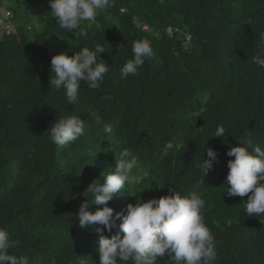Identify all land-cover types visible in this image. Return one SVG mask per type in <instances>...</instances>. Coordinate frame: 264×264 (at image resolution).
I'll return each instance as SVG.
<instances>
[{
    "label": "trees",
    "instance_id": "obj_1",
    "mask_svg": "<svg viewBox=\"0 0 264 264\" xmlns=\"http://www.w3.org/2000/svg\"><path fill=\"white\" fill-rule=\"evenodd\" d=\"M43 1L0 0V229L16 242L9 253L29 264H99V237L81 229L76 215L91 200L89 185L103 182L129 149L133 174L149 178L115 194L107 205L114 215L137 198L195 190L206 202L215 264H264V216L247 217V197L223 194L230 148L264 149V68L252 59L264 33V0H110L94 22H81L86 35L78 39L35 10ZM141 39L155 58L122 80L120 68ZM97 45L110 48L98 57L109 71L98 90L82 82L79 102L70 105L50 87L51 59ZM93 110L111 133L95 125ZM70 115L85 122L84 134L57 146L50 127ZM219 126L224 137H214ZM169 142L174 151L161 158ZM207 148L218 163L203 177L198 165Z\"/></svg>",
    "mask_w": 264,
    "mask_h": 264
},
{
    "label": "clouds",
    "instance_id": "obj_2",
    "mask_svg": "<svg viewBox=\"0 0 264 264\" xmlns=\"http://www.w3.org/2000/svg\"><path fill=\"white\" fill-rule=\"evenodd\" d=\"M49 7L59 27L74 33L78 39L86 35L81 22H94L99 12L110 7V0H49ZM257 48L253 62L264 68V33L259 36ZM106 51L110 52V48L97 45L94 50L82 47L72 56L55 55L51 59L50 87L63 90L68 104H77L82 82L92 90L101 87L109 68L103 61L98 62V57ZM132 54L133 58L120 68L122 80L137 75L146 60L155 58L150 43L144 39L133 42ZM89 115L96 126H102L104 133L112 132L111 126L96 111H90ZM84 127L85 122L80 117L67 116L51 125L50 140L57 146H67L84 134ZM225 133L224 127L219 126L214 137H224ZM170 151H174L171 142L165 144L161 158L167 157ZM206 153L208 158L198 165L203 177L218 163L214 149L207 148ZM226 155L234 159L227 163L229 171L223 194L247 197L241 203L247 217L264 216V149L255 146L250 151L248 146H237L231 147ZM134 166L131 150H122L103 182L95 180L89 185L86 191L91 194V200L82 203L76 215L81 229L91 227L99 237L96 241L99 264H157L158 259L165 257L170 264H215V237L204 221L202 210L206 202L198 191L182 197L172 188L169 195L147 202L137 198L135 205L128 204L125 210L114 215V210L107 205L115 194L129 191L149 178L146 172L134 175ZM93 205L97 206L94 211ZM105 229L118 231L109 238L104 235ZM15 246L9 234L0 229V264H29L26 257L9 253Z\"/></svg>",
    "mask_w": 264,
    "mask_h": 264
},
{
    "label": "rangeland",
    "instance_id": "obj_3",
    "mask_svg": "<svg viewBox=\"0 0 264 264\" xmlns=\"http://www.w3.org/2000/svg\"><path fill=\"white\" fill-rule=\"evenodd\" d=\"M35 10H40L41 14L43 15L51 14V9L49 7V0H44L42 3L37 4V6L35 7Z\"/></svg>",
    "mask_w": 264,
    "mask_h": 264
},
{
    "label": "built area",
    "instance_id": "obj_4",
    "mask_svg": "<svg viewBox=\"0 0 264 264\" xmlns=\"http://www.w3.org/2000/svg\"><path fill=\"white\" fill-rule=\"evenodd\" d=\"M5 16H6V17H11L10 12H6V13H5Z\"/></svg>",
    "mask_w": 264,
    "mask_h": 264
},
{
    "label": "bare ground",
    "instance_id": "obj_5",
    "mask_svg": "<svg viewBox=\"0 0 264 264\" xmlns=\"http://www.w3.org/2000/svg\"><path fill=\"white\" fill-rule=\"evenodd\" d=\"M121 202V201H120Z\"/></svg>",
    "mask_w": 264,
    "mask_h": 264
}]
</instances>
